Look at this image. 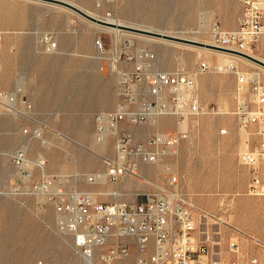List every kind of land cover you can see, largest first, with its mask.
<instances>
[{
	"label": "rangeland",
	"instance_id": "374dc122",
	"mask_svg": "<svg viewBox=\"0 0 264 264\" xmlns=\"http://www.w3.org/2000/svg\"><path fill=\"white\" fill-rule=\"evenodd\" d=\"M76 2L97 19H109L103 13L111 11L110 19L203 41L210 40L215 21L232 29L242 12L240 0H118L99 12L91 0ZM64 10L31 0H0V93L13 94L17 110L7 112L0 105V264H90L76 253L72 237L58 231L53 207L48 205L40 211L38 197L21 195V178L11 162V154L21 147L31 160L43 157L49 174L70 176V185L79 190H119L122 200H132L154 186L182 192L209 213L212 228L222 233L216 239L223 250L232 228L264 240V197L247 194L248 172L239 163V154L251 148L257 136L254 129L250 135L239 129L234 114L235 74L206 73L198 77L201 101L223 109V113L188 119L181 127L168 116L144 125L125 126L142 142L148 141L153 132L188 133L175 151L154 165L141 166L140 177L127 176L118 185L87 183V175L105 172L100 155L113 153L114 139L95 146V117L114 108L117 70L122 66L99 54L95 41L102 36L107 49H112L120 35L103 33L104 29L90 20ZM74 21L76 33L71 29ZM44 33L54 35L59 44L56 52L44 50L40 42ZM131 33L135 32L128 34L138 47L156 52L159 69L173 70L181 65L195 71L200 59L213 63L228 60L200 49L143 40ZM251 53L264 61V37ZM232 61L241 72L260 73L264 82L263 67L244 59ZM41 128V138L35 137L34 131ZM239 240L245 251L241 263L256 258L264 264V250L244 236ZM131 248L133 260L138 248Z\"/></svg>",
	"mask_w": 264,
	"mask_h": 264
},
{
	"label": "built area",
	"instance_id": "2783aa9c",
	"mask_svg": "<svg viewBox=\"0 0 264 264\" xmlns=\"http://www.w3.org/2000/svg\"><path fill=\"white\" fill-rule=\"evenodd\" d=\"M56 1L72 4L77 0ZM91 1L99 12L104 5L118 0ZM240 1L242 12L234 28L227 29L219 21L212 24L208 42L211 49L229 55L248 54L264 37V0ZM103 15L113 17L111 11ZM71 29L77 32L76 21ZM2 41L0 33V49ZM40 42L48 53L59 49L52 33L42 34ZM95 47L99 54L122 66L117 70L114 108L99 112L95 117L94 140L104 143L114 139L113 153L100 155L105 172L87 175L88 184L99 185L105 181L118 185L127 176L140 177L141 166L154 165L161 157L175 151L181 141L188 138L187 131L179 130L174 135L153 132L148 141L142 142L125 126L144 125L168 116L174 117L181 127L188 119L223 113V109L201 101L198 77L206 73L235 74L234 114L239 129L247 135L254 129L257 136L256 143L239 154V163L248 172L247 194L264 197V82L259 77L241 72L232 60L213 63L200 59L195 71L181 65L173 70L159 69L156 52L138 47L130 34L122 33L119 40L113 41L112 49H107L103 37L99 36ZM13 101L12 94L0 93V105L7 112L12 111L10 103ZM42 134V128L34 131L37 138ZM11 162L21 178V195L38 197L40 211L48 205L53 207L58 231L72 237L74 250L85 262L243 264L240 257H244L245 251L240 236L264 250V240L237 228H232L226 250L218 248L221 243L216 238H221L222 233L212 228L209 213L178 190L154 186L148 192L136 194L132 200H122L119 197L123 195L116 193L118 199L109 201L104 200L107 195L101 191L71 186L70 176L49 174L46 160L43 157L31 160L24 147L11 154ZM132 246L138 248L133 260ZM244 264L261 262L253 258Z\"/></svg>",
	"mask_w": 264,
	"mask_h": 264
},
{
	"label": "bare ground",
	"instance_id": "6f19581e",
	"mask_svg": "<svg viewBox=\"0 0 264 264\" xmlns=\"http://www.w3.org/2000/svg\"><path fill=\"white\" fill-rule=\"evenodd\" d=\"M31 1H35V2H38V3H41V4H45V5H49V6H52V7H58V9L59 8H61V9H65V10H67V11H69V12H74V13H76V14H78L77 12H75V11H73L72 9H70V8H67V7H65V6H62V5H59V4H55V3H49V2H44V1H41V0H31ZM71 5H73V6H75V7H77L78 9H80V10H82L83 12H85V13H87L88 15H90V16H92V17H96L97 15L96 14H94L92 11H90V10H88L87 8H85V7H83L81 4H79L78 2H76V1H74V2H72V4ZM64 10V11H65ZM66 11V12H67ZM72 14V13H71ZM78 15H80V14H78ZM81 17H83L82 15H80ZM83 18H85V17H83ZM102 18V17H101ZM87 20V19H86ZM102 20H104V21H106V22H108V23H110L111 25H114V26H103V25H100V24H98V23H96V22H93V21H91V22H93L94 24H95V26H97V28L98 29H104L105 31H108V32H111V33H114L117 37L119 36V35H121L122 33H130L128 30H123V29H121V28H119L120 26H128V27H133V28H139V27H135L134 25L132 26L131 24H129L128 22H126V21H124V20H120V19H108V18H102ZM94 26V27H95ZM141 29H146V30H150V31H152L153 29H150V28H141ZM131 34H135V36H136V33H131ZM140 37H141V39H143V40H147V41H160V43H166V45L167 44H170V45H172V46H174V47H180L181 45L182 46H184V47H187V48H190V49H200V50H204V51H206L207 53H212V54H215V55H222L223 57H226L228 60H226V61H224V62H222V63H228L229 62V60H233V59H244V60H248V59H246V58H244V57H241V56H238V55H229V54H227V53H223V52H219V51H215V50H213V49H211V48H207V47H201V46H197V45H190V43H188V44H185L186 42H180V41H177V40H173V39H167V38H163V37H155V36H151V35H145V34H140V33H137ZM161 34H164V33H161ZM166 35H169V36H171V37H176L177 39L179 38V39H186V40H190V41H197V42H203V43H206V44H208V42L209 41H203V40H201V39H199V38H188L187 36H185V35H181L180 36V34H178V33H175V32H167V34ZM120 37V36H119ZM118 37V38H119ZM117 40H119V39H117ZM262 40V39H261ZM185 49V48H184ZM252 50H250L249 52H248V55H250V56H254L252 53ZM250 60H248V62H249ZM233 62V61H232ZM252 62V61H251ZM234 64V67L235 68H237V66L235 65V63H233ZM253 75H255L256 77H259V79H261V77H260V74L258 73V72H254L253 73ZM12 97H13V102L12 103H10L11 104V110L12 111H16L17 112V110H15L16 109V97L12 94ZM15 112V113H16ZM108 141H105V143H107ZM93 151V150H92ZM96 152V151H95ZM102 192V191H101ZM103 194H105V196L107 195V197L108 196H115V197H118V195L116 194V193H119V190L118 191H112V192H102ZM121 194V193H120ZM122 195V194H121ZM90 264H92L93 262L92 261H88Z\"/></svg>",
	"mask_w": 264,
	"mask_h": 264
},
{
	"label": "water",
	"instance_id": "95a60500",
	"mask_svg": "<svg viewBox=\"0 0 264 264\" xmlns=\"http://www.w3.org/2000/svg\"><path fill=\"white\" fill-rule=\"evenodd\" d=\"M41 1H44V2H49V3H55V4H59V5H62V6H65L67 8H70L72 9L73 11L77 12L78 14L82 15L83 17H85L86 19L90 20V21H93V22H96L100 25H104V26H114V25H111L110 23H107V22H104V21H101L95 17H92L90 15H88L87 13L83 12L82 10L78 9L77 7L71 5V4H68V3H65V2H61V1H56V0H41ZM119 28L121 29H124V30H128V31H131V32H135V33H140V34H145V35H151V36H155V37H163V38H167V39H173V40H177V41H180V42H186V43H190V44H195L197 46H201V47H207V48H212L209 44H206V43H203V42H196V41H190V40H186V39H177L176 37H171L169 35H166V34H161L159 32H155V31H150V30H146V29H141V28H133V27H128V26H120ZM235 54L241 56V57H244L250 61H252L253 63L261 66L264 68V61L256 58V57H253V56H250L248 54H244V53H236Z\"/></svg>",
	"mask_w": 264,
	"mask_h": 264
},
{
	"label": "crops",
	"instance_id": "0c3cea01",
	"mask_svg": "<svg viewBox=\"0 0 264 264\" xmlns=\"http://www.w3.org/2000/svg\"><path fill=\"white\" fill-rule=\"evenodd\" d=\"M260 74V73H259ZM260 77H261V80H262V75L260 74ZM95 143V146L97 147V142H94ZM99 152V151H98ZM105 182V181H103ZM103 192H110V191H103Z\"/></svg>",
	"mask_w": 264,
	"mask_h": 264
}]
</instances>
